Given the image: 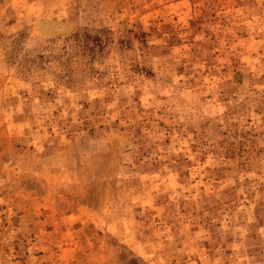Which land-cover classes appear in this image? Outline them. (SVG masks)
<instances>
[{
	"label": "rangeland",
	"instance_id": "1",
	"mask_svg": "<svg viewBox=\"0 0 264 264\" xmlns=\"http://www.w3.org/2000/svg\"><path fill=\"white\" fill-rule=\"evenodd\" d=\"M0 264H264V0H0Z\"/></svg>",
	"mask_w": 264,
	"mask_h": 264
}]
</instances>
